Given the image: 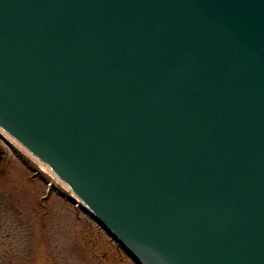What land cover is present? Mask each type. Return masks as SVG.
Wrapping results in <instances>:
<instances>
[{
	"label": "water",
	"instance_id": "1",
	"mask_svg": "<svg viewBox=\"0 0 264 264\" xmlns=\"http://www.w3.org/2000/svg\"><path fill=\"white\" fill-rule=\"evenodd\" d=\"M0 128L136 264H264V0H0Z\"/></svg>",
	"mask_w": 264,
	"mask_h": 264
},
{
	"label": "rangeland",
	"instance_id": "2",
	"mask_svg": "<svg viewBox=\"0 0 264 264\" xmlns=\"http://www.w3.org/2000/svg\"><path fill=\"white\" fill-rule=\"evenodd\" d=\"M36 166L0 137V264H134L67 199L69 188Z\"/></svg>",
	"mask_w": 264,
	"mask_h": 264
},
{
	"label": "bare ground",
	"instance_id": "3",
	"mask_svg": "<svg viewBox=\"0 0 264 264\" xmlns=\"http://www.w3.org/2000/svg\"><path fill=\"white\" fill-rule=\"evenodd\" d=\"M12 146H14L16 149L22 151V153H24L26 156H28L34 163H36L43 171L52 174L51 170H49V168L47 166H45L43 163H41L40 161H38L35 157H33L27 150H25V148H23L17 141H15L14 139H12L8 134H5L3 136ZM64 185V184H63ZM69 194L71 196H73L74 199H76V201L80 200L77 198V196H75L70 190H69Z\"/></svg>",
	"mask_w": 264,
	"mask_h": 264
}]
</instances>
